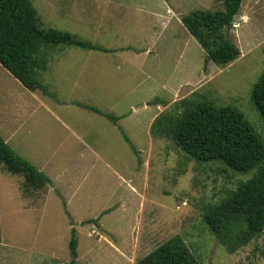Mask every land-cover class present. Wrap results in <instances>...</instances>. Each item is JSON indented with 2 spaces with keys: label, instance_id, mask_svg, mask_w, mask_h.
I'll use <instances>...</instances> for the list:
<instances>
[{
  "label": "rangeland",
  "instance_id": "374dc122",
  "mask_svg": "<svg viewBox=\"0 0 264 264\" xmlns=\"http://www.w3.org/2000/svg\"><path fill=\"white\" fill-rule=\"evenodd\" d=\"M30 2L43 28L102 49L43 48L38 56L54 61L50 72L36 70L46 90L34 92L0 64V136L12 133L9 144L50 179L26 186L0 163V264H67L71 228L76 264H133L175 235L201 264H264V229L229 253L202 218L255 169L199 162L150 131L161 113L211 102L239 110L264 144L251 100L264 72V0L241 1L225 29L240 54L225 66L206 62L182 23L222 0Z\"/></svg>",
  "mask_w": 264,
  "mask_h": 264
},
{
  "label": "trees",
  "instance_id": "16d2710c",
  "mask_svg": "<svg viewBox=\"0 0 264 264\" xmlns=\"http://www.w3.org/2000/svg\"><path fill=\"white\" fill-rule=\"evenodd\" d=\"M242 0H222L218 10H193L182 17L187 31L205 52V61L225 66L240 54L226 36ZM75 46L100 50V46L74 34L55 28H43L30 0H0V64L28 90H46L36 77L46 59L38 56L43 48ZM44 54V53H43ZM254 107L264 119V72L251 90ZM184 102V101H182ZM82 106L102 113L87 105ZM161 113L154 118L150 131L172 138L176 146L199 162L221 161L237 172L255 169L252 178L240 183L219 204L206 208L202 218L209 231L229 253L257 238L264 229V144L243 114L233 106L199 102L185 106L177 117ZM105 116L114 120L112 115ZM0 163L12 174L24 177V184L42 188L50 179L19 156L0 136ZM70 260L76 264L77 241L70 230ZM133 264H201L182 239L175 235Z\"/></svg>",
  "mask_w": 264,
  "mask_h": 264
},
{
  "label": "crops",
  "instance_id": "0c3cea01",
  "mask_svg": "<svg viewBox=\"0 0 264 264\" xmlns=\"http://www.w3.org/2000/svg\"><path fill=\"white\" fill-rule=\"evenodd\" d=\"M53 61L54 60H51V61H49L48 62V60H46V66H45V68L44 69H41V71H49L50 72V70H51V66H52V64H53ZM77 62H80V60H77ZM82 66H85V63H84V61L82 62ZM64 72V67L61 65L60 66V68H59V71H58V74L59 75H62V73ZM46 88V87H45ZM31 91V90H30ZM35 90H33V91H31V92H34ZM23 106L21 105L19 108H17L14 112L17 114V111L19 110V109H21ZM15 113L13 114L14 115V117H17L16 115H15ZM98 113V112H97ZM6 114H8V113H6ZM103 115H105V113H102ZM11 115V114H10ZM6 117H7V115H6ZM6 117H4L3 119L5 120L6 119ZM18 119H20L19 121H21V116L19 115V117H18ZM7 120H9V119H7ZM7 120H5V121H7ZM11 134L12 133H8L7 134V136L4 138V141L19 155V156H21L23 159H25L26 161H28L29 162V160H28V158H27V156H25V155H23L22 153V149L21 148H17L16 146H11L10 144H9V142H10V136H11ZM48 159H45V158H42L41 159V161H43V162H46ZM30 163V162H29ZM47 163V162H46ZM31 164V163H30ZM38 170H41V168H37ZM46 176H48V175H46ZM48 178H49V176H48Z\"/></svg>",
  "mask_w": 264,
  "mask_h": 264
}]
</instances>
